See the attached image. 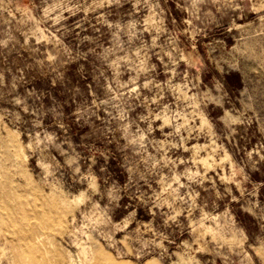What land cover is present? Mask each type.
Instances as JSON below:
<instances>
[{"label": "rangeland", "instance_id": "rangeland-1", "mask_svg": "<svg viewBox=\"0 0 264 264\" xmlns=\"http://www.w3.org/2000/svg\"><path fill=\"white\" fill-rule=\"evenodd\" d=\"M7 212L0 264H264V0H0Z\"/></svg>", "mask_w": 264, "mask_h": 264}, {"label": "bare ground", "instance_id": "bare-ground-1", "mask_svg": "<svg viewBox=\"0 0 264 264\" xmlns=\"http://www.w3.org/2000/svg\"><path fill=\"white\" fill-rule=\"evenodd\" d=\"M19 205L24 207V210L26 211V213H30V212H32L34 210H40V206L39 205H37L34 202H32V200L31 201L27 200V199L24 200V199H22L21 196L19 197ZM12 215L13 214H11L10 212H7L6 216H3L0 213V223H1V225H3L5 223L6 217H8V219H12L13 218ZM98 258H99V260H101L103 258L104 260H108L110 262V264H115V261H113L109 255H101ZM99 264H100V261H99ZM123 264H127V263L124 262Z\"/></svg>", "mask_w": 264, "mask_h": 264}]
</instances>
